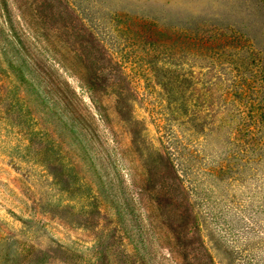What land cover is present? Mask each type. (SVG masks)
Wrapping results in <instances>:
<instances>
[{
	"label": "rangeland",
	"instance_id": "obj_1",
	"mask_svg": "<svg viewBox=\"0 0 264 264\" xmlns=\"http://www.w3.org/2000/svg\"><path fill=\"white\" fill-rule=\"evenodd\" d=\"M0 264H264V0H0Z\"/></svg>",
	"mask_w": 264,
	"mask_h": 264
}]
</instances>
